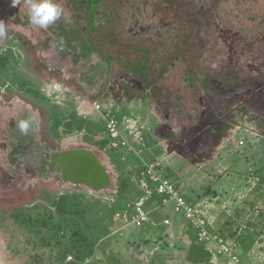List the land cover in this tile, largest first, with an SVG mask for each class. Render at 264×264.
Instances as JSON below:
<instances>
[{
    "label": "rangeland",
    "instance_id": "1",
    "mask_svg": "<svg viewBox=\"0 0 264 264\" xmlns=\"http://www.w3.org/2000/svg\"><path fill=\"white\" fill-rule=\"evenodd\" d=\"M105 2L111 5L109 11L115 13V27L120 30L117 44L136 49L132 48L134 51L128 55L117 54H124V57L132 59L130 62L141 61L145 64V76L140 79L142 89L125 81L122 84L118 76L113 77L115 82L121 87L125 85L122 90L126 91L127 98L148 97L163 116L168 115L164 120V131L171 151L168 159L174 166L171 168L165 162H160L158 167L162 169V175L169 178L190 202L208 203L207 207L204 206V215L212 230L222 234L235 246L243 264H264V0ZM101 8L104 10L106 5ZM133 18L138 20V25H148L153 29L137 36L135 29L128 31L135 23ZM28 65L34 67L33 61ZM34 74L37 79L43 78L38 77L36 71ZM123 75L131 77L128 67L123 70ZM234 79L237 84L229 85ZM56 84L60 85L59 82ZM247 89L251 94L243 104L250 112L251 121L246 124L250 129L237 130L232 134L229 132L225 139L215 144L214 158L208 165L192 163L210 146V138L218 123L213 112H223L229 100L236 102L237 92L241 93L239 96H248L249 93H242ZM28 93L31 98H36L33 93ZM1 100L0 115L3 117L7 112L27 107V102L19 94ZM64 101L48 98L46 106L43 105L41 109L42 116L39 109L31 105L28 108L39 119L40 128L48 130L51 109L66 112ZM8 103L11 105L9 111ZM107 104L104 109L110 108ZM223 116L222 120H226V116ZM78 137L77 133L61 135L59 147L67 149L77 145ZM49 141L52 144L51 139ZM90 148L97 151L99 158L109 167L115 188L100 194L87 189L78 192L84 195L85 200L101 196L103 200L113 201L118 191V174L108 162V147L103 150ZM139 159L137 162L142 163ZM129 167L132 172L129 176L125 175L132 184L127 193L129 200L123 198L125 207L139 191L134 181L141 166L130 160ZM1 172L0 264H44L48 257H55L58 250L37 246L36 240L17 224L12 216L13 210L37 200L47 204V198H43L44 201L41 198L42 190L56 194L73 189L70 185L61 187L50 179V182L43 184L34 181L25 191L24 183H17L13 179L7 182ZM207 198V201L204 200ZM149 201L144 205L146 211L152 210ZM165 217L173 224L184 226L183 216L175 210L172 201L149 214L150 220L163 221ZM118 221L109 230L111 238L106 255L112 259H117L121 264H186L183 258L188 253L187 245H175L176 241L159 244L157 240L162 237L155 235L156 230L149 231L147 225L136 227ZM54 222L57 220L54 219ZM165 225V228L169 227V224ZM106 239V236L101 238ZM191 241L189 237V247ZM211 246L208 245V248ZM153 249L156 250L152 252ZM106 255L98 251L96 263L106 264ZM36 256L42 259H35ZM222 261L219 264H224Z\"/></svg>",
    "mask_w": 264,
    "mask_h": 264
},
{
    "label": "flooded vegetation",
    "instance_id": "2",
    "mask_svg": "<svg viewBox=\"0 0 264 264\" xmlns=\"http://www.w3.org/2000/svg\"><path fill=\"white\" fill-rule=\"evenodd\" d=\"M55 2L63 10L60 18L47 29H40L29 22L28 0H0V26L3 28V32L0 33V58L8 57L11 64L16 66L15 70L18 73L16 65L18 51L16 52L17 49L12 45L17 44V48L20 45L21 52L28 62L33 61L34 67L29 65L27 67L30 78L37 79L34 74L36 71L38 77H43L40 84L53 90L59 82V95L61 100L65 99L63 105L67 107L71 104L76 115L82 118L88 119L91 113L96 112L92 107L94 103L99 102L100 109L105 106L107 98L118 100L120 103L125 102L127 93L122 90L125 85L121 87L113 77L118 76L122 84L125 81L133 87L142 88L140 79L145 76L143 70L145 64L141 61L130 62L132 59L124 57V54L128 55L134 48L117 44L120 30L115 27V13L109 11L108 7H111L109 3L105 0H55ZM102 5H106L104 10L101 8ZM133 20L135 23L128 31L135 29L134 34L137 36L153 29L148 25L147 27L138 25L136 18ZM119 52L124 54H117ZM127 67L131 77L123 75V70ZM235 84L237 80L234 79L229 85ZM242 93L249 95L243 97L237 92L236 102L227 101L223 112L212 111L218 123L214 128L215 133L210 138V146L206 148L207 153L212 152L215 144L225 139L229 132L232 134L237 130L250 129V126L246 127L251 121L250 112L244 108L243 102L249 100L251 93L248 89ZM11 97L6 95L5 99ZM22 97L27 102L25 103L27 107L7 112L4 117L0 115L1 173L7 182L13 179L17 183H24L25 191L34 181L43 184L50 182V179L61 187L68 186L57 179L56 162L53 163L54 154L81 147L79 139L77 138V145L71 148H60L58 142L60 138L51 131V117L48 130L40 128L39 119L32 115L28 108V105H31L39 109L42 116L41 109L44 106L31 98L28 92ZM3 98L0 95V100ZM10 109L11 105L8 103V111ZM223 114L226 120H222ZM28 118H31L30 129L26 135L21 134L18 122ZM41 192L43 198L51 194L50 190ZM38 201L32 203H39Z\"/></svg>",
    "mask_w": 264,
    "mask_h": 264
},
{
    "label": "trees",
    "instance_id": "3",
    "mask_svg": "<svg viewBox=\"0 0 264 264\" xmlns=\"http://www.w3.org/2000/svg\"><path fill=\"white\" fill-rule=\"evenodd\" d=\"M29 92L35 95L37 102L46 106L45 97L39 95L37 91ZM50 117L51 131L57 138L63 134L77 133L81 134L79 141L86 145L102 150L108 147L110 165L118 174L116 179L118 191L113 201L103 200L101 196L88 197V200H85L84 195L78 191L50 194L46 197L47 204L31 202L30 206L15 208L12 216L17 224L36 240L37 246L58 250L57 255L48 257V261L44 264L55 262L57 264H103V262L96 263V255L98 251L106 255L109 238H111L109 230L119 223L116 214L126 208L123 198L129 200L127 193L132 181L128 176L132 171L129 170L126 173L127 162L124 163L114 158L113 153L120 149L110 148L108 139L100 137L106 130L104 123V125L92 123L87 118L77 116L74 112H62L58 109H51ZM140 194L139 190L134 199L130 201V207ZM155 198H158V205L163 204L164 198L154 195L152 199ZM131 211L130 209V213ZM54 219L57 222H54ZM192 233L194 237L190 235L192 241L186 260L190 264H209L210 253L205 246L197 242L195 232ZM103 236L107 239L101 240ZM39 258L41 257L36 256L35 259L39 260ZM67 258L69 261L66 262ZM105 260L106 264H121L117 259H112L108 255Z\"/></svg>",
    "mask_w": 264,
    "mask_h": 264
},
{
    "label": "crops",
    "instance_id": "4",
    "mask_svg": "<svg viewBox=\"0 0 264 264\" xmlns=\"http://www.w3.org/2000/svg\"><path fill=\"white\" fill-rule=\"evenodd\" d=\"M12 47H15L17 49L16 52L18 51V59L16 61V65L18 67V73L15 70L16 66L15 65L13 66V64H11V60L8 59V57L4 56L0 58V95L5 98L6 95L7 96L9 95V97L15 96L18 94L22 96V95H26L27 92L29 91H37L38 94L41 95L42 97H45V99L56 98L60 100L61 97L59 94L57 96L52 95L53 89L51 87L40 84L42 79L30 78L27 72V67H28L29 62L24 56V54L21 52V49H20L21 46L18 45V48H17V44H14L12 45ZM141 89H138V91H140ZM124 100H125L124 103H120V102H117L115 99L113 100L112 98H107L106 102H108L107 105H109L110 108L104 109L106 107V104H105V106H103L98 113L97 112L91 113L90 117H88V120L91 121L92 123L103 124L104 122L102 119V115L106 111H109L110 113H113L118 118L120 122V126H121V134L127 140L128 147L122 148L118 150L117 152H114L113 153L115 154L114 158L120 159V161H123L124 163L126 161L127 168H129L130 171L131 169L129 167V163H130V160H133L134 164L136 165L138 164V166H141L136 172L138 174L144 169L146 165L156 164L155 165L156 168L162 171V169L158 167L160 165L159 164L160 162L161 163L165 162L167 166H171L172 168L174 165L172 161L170 162L168 159V157L171 154V151L169 149V139L167 138V135L165 134L166 132L164 131V128L166 127V124H164V120L167 119L168 115L163 116L158 110L157 106L154 105L153 102L148 97L144 96V98H142L141 96L135 99L133 96H131V98L126 97ZM41 105H44V104H41ZM73 108L74 107L70 104L67 107H65V110L68 113L74 112L76 114V111ZM202 113L205 114L204 112ZM124 118L134 123L135 135L132 133H129V130L126 128L127 123H125ZM167 130L168 129L166 128V131ZM80 135L81 134H78L79 137ZM100 137L108 139L105 131ZM139 139H141V141H138ZM78 142L79 144L81 143L80 144L81 146L92 147L80 141ZM108 146H109V142H108ZM142 149H143V152H142ZM157 152H160V154L157 155L156 154ZM206 153L207 151H205L202 155H200V157H198L196 161L197 163L196 162H192V163H195V164L204 163V165L205 163L206 165L211 163L213 160L212 158H214L215 151L209 152L207 154ZM138 157L141 158V160L140 159L139 160L142 163L137 162ZM108 162L110 164V158H108ZM204 200L207 201L208 198ZM157 201H158V198L151 199L149 201L150 204L152 205V210L146 211L148 213V217L152 211H155L158 207H161V206L164 207V204L168 202V201L166 202L163 201L162 205H158ZM206 204L208 203H206L205 201L201 202L200 204H197L198 206H201V208H203V210L201 209L203 214L206 211L205 209V207H207ZM208 209L211 210V208H208ZM177 212H180V211H177ZM165 220H169V218L165 217L163 221H158V219H155V218L150 220L149 218V223L146 224L148 227L147 229L149 231L156 230L155 235L160 234L159 237H162L161 240H157V243L164 244V242H167V244H170V243L172 244L174 241H176L174 242L175 245L177 243H180V245L185 244L187 245V249L189 250L190 247L188 246L189 244L188 240H189L190 235H192V232H194V230L190 228V226L187 224L185 219H184V226H181L179 223L173 224V222L169 220L170 221L169 227L165 228V226H167L164 223ZM128 244H131V242H129ZM159 248L161 249V247ZM155 250L156 249H153L152 252H154ZM186 255H187V252L185 253V257L183 259L185 260L186 264H190L186 260ZM221 261L222 260L219 259V261H216V263H214L211 258L209 264H219V262Z\"/></svg>",
    "mask_w": 264,
    "mask_h": 264
},
{
    "label": "built area",
    "instance_id": "5",
    "mask_svg": "<svg viewBox=\"0 0 264 264\" xmlns=\"http://www.w3.org/2000/svg\"><path fill=\"white\" fill-rule=\"evenodd\" d=\"M60 92L58 86L54 87L53 94L57 96ZM96 112H99L100 105H92ZM105 124V133L108 138L109 147L112 149H122L128 147V142L121 134V126L118 118L109 111L102 115ZM127 123L129 133L135 135L134 123L124 118ZM136 186L141 194L130 207L128 205L123 211L116 214V219L125 223H131L136 227H143L149 223L148 213L144 205L151 200L154 195L164 198V202L172 201L175 210L180 211L187 224L194 230L197 242L206 247L211 254L212 261L216 263L218 259H223L224 264H243L240 256L236 252L235 246L228 242L217 232H214L205 218L202 210L197 204L187 201L185 196L180 192L177 186L164 177L162 172L155 165H146L139 172L135 179ZM130 209L132 210L130 213ZM169 224V220H165ZM213 248H208V245Z\"/></svg>",
    "mask_w": 264,
    "mask_h": 264
},
{
    "label": "water",
    "instance_id": "6",
    "mask_svg": "<svg viewBox=\"0 0 264 264\" xmlns=\"http://www.w3.org/2000/svg\"><path fill=\"white\" fill-rule=\"evenodd\" d=\"M57 179L70 185L74 191L87 189L94 194L112 191L114 179L109 167L99 158L97 151L90 147H77L54 154Z\"/></svg>",
    "mask_w": 264,
    "mask_h": 264
},
{
    "label": "clouds",
    "instance_id": "7",
    "mask_svg": "<svg viewBox=\"0 0 264 264\" xmlns=\"http://www.w3.org/2000/svg\"><path fill=\"white\" fill-rule=\"evenodd\" d=\"M30 19L32 25L40 29H47L54 24L62 14V8L55 0H28ZM3 32L0 26V33ZM31 126V118L21 119L18 122V128L21 134H27Z\"/></svg>",
    "mask_w": 264,
    "mask_h": 264
}]
</instances>
